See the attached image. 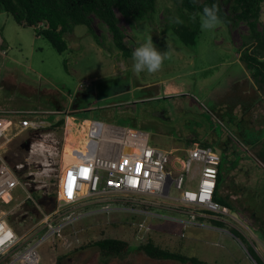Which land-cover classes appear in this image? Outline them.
Masks as SVG:
<instances>
[{
	"label": "rangeland",
	"instance_id": "obj_1",
	"mask_svg": "<svg viewBox=\"0 0 264 264\" xmlns=\"http://www.w3.org/2000/svg\"><path fill=\"white\" fill-rule=\"evenodd\" d=\"M175 2L157 0L152 17L138 23L131 24L116 12L131 54L150 35L158 50L169 53L158 72L139 74L132 69V56H121L113 47L106 26L94 17V32L86 26L74 27L66 37L67 51L58 54L32 27L18 25L10 14L0 12V116L10 120L6 139L0 140V158L12 168L22 161V178L27 177L26 190L17 187L11 201L0 202V216L18 234L30 230L39 219L37 211L31 213L23 208L27 194L34 199L56 196L54 175L64 166L65 188L75 169L68 163L90 156L85 140L90 121L139 129L147 133L152 147L171 152L174 159L184 157L196 144L222 156L210 137L213 129L219 131L222 127L220 119L225 128L231 118L244 119L241 130L247 137H263L264 144L263 100L255 81L239 61L241 45L249 33L247 25L242 21L234 23L226 16L213 30L200 28L194 45L184 46L173 31ZM228 8L229 4L224 7ZM257 29L264 33V3ZM127 85L139 88L130 95L133 102L105 97ZM143 93L151 96L138 99ZM80 99L92 103L82 109L76 103ZM241 109L248 117L240 113ZM23 117L40 119L45 126L36 131L22 130L17 121ZM60 120L63 124L57 126ZM39 134H48L41 155H30L26 145L18 150ZM233 140L240 161L234 169L223 166L220 196L227 197L232 208H228L229 213L234 217L228 223L222 222L225 226H215L209 219L200 220V225L184 226L179 221L152 215L94 213L65 229L62 242H72L66 252H62L65 250L59 247L60 243L44 242L38 249L40 264H56L64 254L67 257L61 264H181L151 260L134 250L124 257L105 260L92 246L104 238L123 239L135 246L139 223L147 226L148 237L156 245L206 264H257L256 257L264 264V151L249 146L245 136ZM224 162H229L228 156ZM171 195H175L173 190ZM158 213L185 217L165 210Z\"/></svg>",
	"mask_w": 264,
	"mask_h": 264
},
{
	"label": "built area",
	"instance_id": "obj_2",
	"mask_svg": "<svg viewBox=\"0 0 264 264\" xmlns=\"http://www.w3.org/2000/svg\"><path fill=\"white\" fill-rule=\"evenodd\" d=\"M18 123L22 130L36 131L45 126L40 119L23 118ZM7 124L0 117V140L6 139ZM46 136L39 134L29 142L30 155L42 154ZM85 140L90 156L68 163L75 169L71 170L65 188L64 166L54 175L57 194L49 210L43 204L44 195L39 203L27 194L24 202L29 200L39 214L30 230L18 234L0 216V264H40L38 249L46 241L60 243L59 247L65 250L62 252H66L72 242H62L65 229L76 220L99 212L152 215L179 221L184 226L200 225V220L206 219L221 223L234 219L228 207L214 200L221 157L211 148L196 144L184 157L174 159L171 152L152 147L147 133L98 120L90 121ZM23 168L22 163L12 168L0 158V202L11 201L17 187L26 190L27 177L23 179L18 173ZM171 190L175 195H171ZM159 210L185 217L171 218L158 213ZM137 226L135 241L142 244L148 240V228L143 223Z\"/></svg>",
	"mask_w": 264,
	"mask_h": 264
},
{
	"label": "trees",
	"instance_id": "obj_3",
	"mask_svg": "<svg viewBox=\"0 0 264 264\" xmlns=\"http://www.w3.org/2000/svg\"><path fill=\"white\" fill-rule=\"evenodd\" d=\"M175 1L177 17L183 20V23H175L173 31L184 46L194 45L198 38L201 28L200 13L206 5L217 4L221 19L228 16L234 23L242 21L247 25L249 33L245 37L246 41L241 45L239 61L255 81L264 102V33L257 29V21L264 0H202L201 3L199 0ZM156 2L157 0H0V12L10 14L18 25L32 27L36 35L46 39L58 54L67 51L66 37L74 27L86 26L90 32H94L91 26V20L94 17L106 26L113 47L121 53L123 58H129L132 54L125 45V35L118 25L116 12L131 24L143 22L149 20L155 13ZM228 4L229 8L224 9ZM170 18L168 16V19ZM62 124L61 120L56 123L57 126ZM25 145L26 143L20 145L18 150H23ZM81 160L74 159L73 162ZM20 162L22 161H18L15 166ZM24 172L21 170L18 173L23 175ZM222 175L223 167L220 165L214 200L232 209L227 197H221L219 193ZM40 198L35 197L38 202ZM44 198L45 203L49 205L46 210H49L54 203L55 195ZM23 205V208L31 213L36 211L35 206L29 200H26ZM212 223L218 227L225 226L218 221H212ZM92 246L105 260L124 257L134 250L142 252L151 260L174 261L181 264H206L196 257H187L156 245L149 237L146 242L135 246L117 238L100 239L93 242ZM65 257H67L66 254L57 258L56 264H61ZM256 262L263 264L257 257Z\"/></svg>",
	"mask_w": 264,
	"mask_h": 264
},
{
	"label": "clouds",
	"instance_id": "obj_4",
	"mask_svg": "<svg viewBox=\"0 0 264 264\" xmlns=\"http://www.w3.org/2000/svg\"><path fill=\"white\" fill-rule=\"evenodd\" d=\"M200 27L205 30H213L222 23L219 16V7L217 4L211 6H204L200 13ZM174 22L182 24L183 20L179 17L174 18ZM168 52H161L152 41L151 35L132 52V59L134 61L132 69L139 74L144 71L148 73L158 72L163 65L164 60L168 56Z\"/></svg>",
	"mask_w": 264,
	"mask_h": 264
},
{
	"label": "flooded vegetation",
	"instance_id": "obj_5",
	"mask_svg": "<svg viewBox=\"0 0 264 264\" xmlns=\"http://www.w3.org/2000/svg\"><path fill=\"white\" fill-rule=\"evenodd\" d=\"M123 88H124V86L120 87V89H118L117 91H112L110 98L115 99L116 97H114V96L116 95V93L121 94L120 91ZM119 96H121V95H119ZM83 98H85V97H83ZM76 103H78L77 106L83 107L82 109H84L86 107H89V105L92 103V100L90 101L88 99L86 102L83 103V99H80L79 102H76ZM229 115H231V114H229ZM224 118H226V117H224ZM230 122H233V123L230 124ZM219 123L218 124L222 125V127L220 128L219 131L217 129H213V131H212L213 135L210 136V137H212L211 141L215 145V147L221 149V151H222V156H220L221 157V164L220 165H222V167H223L226 164L229 167V169H234L238 166V161H240V159H239L240 155L238 154L237 150L235 149V147L233 145V142H234L233 138L234 137L238 138L239 136H241V137L245 136L249 142V141H252V139H254L255 137L253 138V134H249V137H247L248 134L244 133V131L241 130L242 127L244 126V123H246V121H244V119H242V120L238 119L237 121L234 118L229 119L225 123V125L228 124L227 127H229V128H227V127L225 128V126L221 122V119H220ZM226 156H228V158H229V162H227V163L224 162V159ZM232 157H233V160L231 159Z\"/></svg>",
	"mask_w": 264,
	"mask_h": 264
},
{
	"label": "crops",
	"instance_id": "obj_6",
	"mask_svg": "<svg viewBox=\"0 0 264 264\" xmlns=\"http://www.w3.org/2000/svg\"><path fill=\"white\" fill-rule=\"evenodd\" d=\"M144 88V87H143ZM139 88L138 87H136L135 89H131L128 85L125 87V89L124 90H121L120 91V93L121 94H119V93H116V95L114 96V97H116L115 99H120L121 100V102H127V103H130V102H133V100L131 99L132 97H130V95H132V91H134V90H138ZM142 89V88H141ZM142 91V90H141ZM257 91L258 92H260L259 90H258V88H257ZM119 95H121V96H119ZM260 95H261V92H260ZM109 96V97H108ZM108 96H106L105 95V97H108V98H110V96L111 95H108ZM147 96H151L150 95V93H143L142 95H140L139 97H138V99L140 98L141 100H146V98H144V97H147ZM261 98H262V95H261ZM102 99H104V98H102ZM119 100V101H120ZM263 100V99H262ZM241 103H243L244 104V101L243 102H241ZM240 103V104H241ZM240 104H238V106L240 105ZM242 104V105H243ZM263 104H264V102H263ZM240 113H243L244 115H245V118L246 117H248V113L245 111V110H243L242 111V109L240 110ZM1 117V116H0ZM2 118H4L5 120H7L8 121V124H9V122H10V120H9V118H6V117H2ZM23 118H28V117H23ZM23 118H21V119H23ZM21 119H18V121L19 120H21ZM17 121V122H18ZM247 127H250L249 126V124H247ZM7 129V128H6ZM253 129H256L257 131L258 130H260L261 129V127H259V128H256V127H253ZM263 137H255L254 139H252V141H249V146H251L252 148H254V149H257V147L259 148V150L261 151V150H263L264 151V147H263ZM263 151H261V152H263ZM232 160H233V157L231 158ZM239 162V161H238ZM237 166V165H236ZM219 193H220V190H219Z\"/></svg>",
	"mask_w": 264,
	"mask_h": 264
},
{
	"label": "water",
	"instance_id": "obj_7",
	"mask_svg": "<svg viewBox=\"0 0 264 264\" xmlns=\"http://www.w3.org/2000/svg\"><path fill=\"white\" fill-rule=\"evenodd\" d=\"M29 144H30V143H27V144H26V149H28V148H29ZM42 200H43V198H42V199H40L39 203H42Z\"/></svg>",
	"mask_w": 264,
	"mask_h": 264
}]
</instances>
